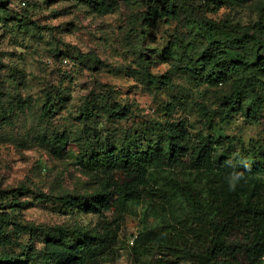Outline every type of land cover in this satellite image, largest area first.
Returning <instances> with one entry per match:
<instances>
[{
  "label": "rangeland",
  "instance_id": "rangeland-1",
  "mask_svg": "<svg viewBox=\"0 0 264 264\" xmlns=\"http://www.w3.org/2000/svg\"><path fill=\"white\" fill-rule=\"evenodd\" d=\"M205 23L220 26L216 46L253 64L228 71L200 60ZM178 124L228 138L222 151L233 161L264 165V0H7L0 214L13 225L0 261L69 264L100 215V177L85 162L113 147L144 148ZM123 216L103 264H157L162 255L144 243L153 219L137 205Z\"/></svg>",
  "mask_w": 264,
  "mask_h": 264
},
{
  "label": "trees",
  "instance_id": "trees-1",
  "mask_svg": "<svg viewBox=\"0 0 264 264\" xmlns=\"http://www.w3.org/2000/svg\"><path fill=\"white\" fill-rule=\"evenodd\" d=\"M205 26L208 52L200 60L228 71L253 64L232 47L213 43L212 31L220 26ZM174 131L144 148L113 147L85 162L100 177V215L96 231L75 242L69 264L109 262L123 213L132 205L141 206L142 218L153 219L151 228L145 226L144 243L162 255L157 264L187 258L193 264H264V165L225 156L228 138L192 136L182 124ZM9 225L0 214V239Z\"/></svg>",
  "mask_w": 264,
  "mask_h": 264
}]
</instances>
